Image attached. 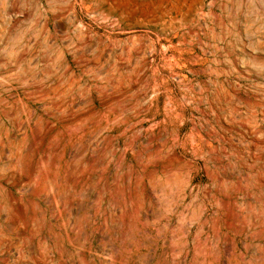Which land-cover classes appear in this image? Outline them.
Listing matches in <instances>:
<instances>
[{"label":"rangeland","instance_id":"1","mask_svg":"<svg viewBox=\"0 0 264 264\" xmlns=\"http://www.w3.org/2000/svg\"><path fill=\"white\" fill-rule=\"evenodd\" d=\"M0 264H264V0H0Z\"/></svg>","mask_w":264,"mask_h":264},{"label":"bare ground","instance_id":"2","mask_svg":"<svg viewBox=\"0 0 264 264\" xmlns=\"http://www.w3.org/2000/svg\"><path fill=\"white\" fill-rule=\"evenodd\" d=\"M18 254H19V252H18Z\"/></svg>","mask_w":264,"mask_h":264}]
</instances>
